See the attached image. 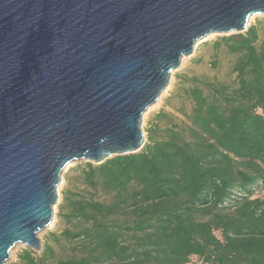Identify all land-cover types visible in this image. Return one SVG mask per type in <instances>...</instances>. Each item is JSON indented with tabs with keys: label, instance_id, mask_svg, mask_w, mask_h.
<instances>
[{
	"label": "water",
	"instance_id": "1",
	"mask_svg": "<svg viewBox=\"0 0 264 264\" xmlns=\"http://www.w3.org/2000/svg\"><path fill=\"white\" fill-rule=\"evenodd\" d=\"M252 16L264 0H0V264L40 250L70 163L140 152L181 59Z\"/></svg>",
	"mask_w": 264,
	"mask_h": 264
},
{
	"label": "trees",
	"instance_id": "2",
	"mask_svg": "<svg viewBox=\"0 0 264 264\" xmlns=\"http://www.w3.org/2000/svg\"><path fill=\"white\" fill-rule=\"evenodd\" d=\"M259 32L214 43L235 57L229 82L176 76L166 105L176 98L180 118L159 111L140 152L82 162L62 192L63 229L15 264H264Z\"/></svg>",
	"mask_w": 264,
	"mask_h": 264
},
{
	"label": "rangeland",
	"instance_id": "3",
	"mask_svg": "<svg viewBox=\"0 0 264 264\" xmlns=\"http://www.w3.org/2000/svg\"><path fill=\"white\" fill-rule=\"evenodd\" d=\"M254 25L259 26V34L260 36H262L264 32V16H252L248 20L247 28ZM223 36L228 35L211 34L207 38L198 41L193 49L192 54L181 59L179 67L174 72H172L169 83L166 86L165 90L161 93L159 99L154 104L149 106L142 115L140 127L145 138L147 129L153 123H155V115L159 111L163 110L165 112L174 114L172 108H176L178 106V100L176 98L168 103L169 106L166 105V100L175 92L176 76L187 73L195 75H205L210 79H217L223 82H229L231 80L232 75L230 69L235 57L225 53L223 47L215 53L216 49L214 47V43ZM213 60H216L218 62L217 68L213 67ZM174 115L178 116L177 114ZM82 162L84 161L70 163L61 173L60 183L56 188L57 202L52 207L51 222L46 228H44V230L39 232L37 235L38 239L40 240V250L35 251L23 244H16L10 250L9 258L6 261V264L17 263L18 256L22 253V251L26 249H30L31 251L39 254L48 235L51 233L58 234L63 229V223L58 217V207L61 203L62 192L66 188V179H71L79 174L81 170L80 164ZM192 264H200V262L194 260Z\"/></svg>",
	"mask_w": 264,
	"mask_h": 264
}]
</instances>
